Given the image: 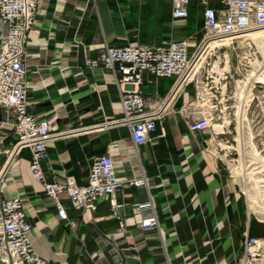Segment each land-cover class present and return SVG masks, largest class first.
<instances>
[{
	"label": "crops",
	"instance_id": "crops-1",
	"mask_svg": "<svg viewBox=\"0 0 264 264\" xmlns=\"http://www.w3.org/2000/svg\"><path fill=\"white\" fill-rule=\"evenodd\" d=\"M5 32L0 21V34ZM202 9L190 2L186 20L172 18L171 0H42L25 52L29 110L46 118L52 133L67 135L47 146L41 164L48 182L72 176L84 186L92 160L108 155L127 184L141 176L146 184L125 186L116 208L104 198L95 210H74L59 201L68 221L30 173L23 150L4 172L0 200L23 202L31 225L34 253L49 264H237L246 237L264 238V222L247 210L237 178L223 155L213 150L209 129L192 132L184 109L194 99L184 86L156 121L150 140L134 146L127 128L111 125L121 117L119 90L112 74L96 61L105 46L131 43L153 47L204 39ZM173 79L143 75L141 94L151 108L170 94ZM0 166L14 143L12 118L0 109ZM221 152L228 136L220 134ZM151 201L158 226L140 229L134 206ZM69 221L75 222L72 228ZM1 264V263H0Z\"/></svg>",
	"mask_w": 264,
	"mask_h": 264
},
{
	"label": "built area",
	"instance_id": "built-area-1",
	"mask_svg": "<svg viewBox=\"0 0 264 264\" xmlns=\"http://www.w3.org/2000/svg\"><path fill=\"white\" fill-rule=\"evenodd\" d=\"M41 1L0 0V21L5 29L0 34V109L10 113L15 139L11 148L4 152L6 159L3 166H0V186L5 168L23 150H28L32 178L42 185L45 195L54 202L59 219L68 221L67 213L59 201L60 195H64L76 211H94L95 203L100 198L108 200L116 208L115 195L121 188H140L145 186L146 180L141 176L124 184L117 176L113 160L108 155L92 160L84 186L76 184L72 176L51 182L46 180L41 164L49 159L47 146L67 134L52 133L50 122L29 110L25 50ZM192 1L171 0L172 18L186 20L188 6ZM195 1L202 9L205 36L197 47H193V51H190L192 45L186 39L153 47L137 43L123 48L105 46L98 60L88 61L87 64L91 68L101 65L111 72L119 90L121 105V117L111 125L127 128L134 146L150 140L156 131V121L164 116L179 91L191 84L195 92L194 99L182 110L184 116L191 120L189 130L198 132L210 129L212 114L219 111L224 125L222 134L229 137L223 142L222 155L231 172L234 160L229 157L233 152L239 157L237 149H241L243 156L253 153L259 157L264 151V145L263 150L256 151L253 143L261 134L253 136L246 127L251 123L264 125V101L261 102L258 95L260 90L264 91V83L252 78L262 67L260 73L264 74V66L257 63L259 59L264 60V38L250 37L264 32V0ZM225 41L228 43L225 44ZM213 42H218L219 46L209 49V44ZM220 50L223 53L218 55ZM229 52L236 53L238 59V66L233 70L229 67ZM197 64L199 68L194 72ZM221 64L222 68H219ZM144 74L173 79L170 94L155 108L148 106L147 99L140 91ZM1 126L0 122V129ZM255 170L257 168L252 171ZM262 172L264 170H260ZM239 184L241 186V182ZM240 193L247 210L264 222V217L251 211L248 205L264 202L263 192L260 196L256 195L258 191L253 194L240 187ZM134 209L140 229L149 230L158 226L151 201L137 204ZM69 224L72 228L76 226L75 222L69 221ZM31 233L23 202L18 198L0 200V263L49 264L34 253ZM237 264H264V238L246 237Z\"/></svg>",
	"mask_w": 264,
	"mask_h": 264
},
{
	"label": "rangeland",
	"instance_id": "rangeland-1",
	"mask_svg": "<svg viewBox=\"0 0 264 264\" xmlns=\"http://www.w3.org/2000/svg\"><path fill=\"white\" fill-rule=\"evenodd\" d=\"M221 53H223V50H220L217 52L218 55H220ZM229 54H230L229 67L231 70H233L238 66L237 65L238 59L235 57L236 53L233 54L229 52ZM263 54H264V51H263ZM257 63L260 64V66H264V60L259 59ZM219 68H222V64L219 66ZM258 95L260 97V101L263 102L264 101V91L260 90V92H258ZM223 126L224 125L221 122L220 112L219 111L214 112L212 114L211 128L209 130L215 137V141L212 147H213V150H216V152L218 153V157L222 156V152L220 150L221 149L220 147L221 146V141H220L221 135L220 134L222 133ZM232 127L233 126H231V129ZM246 127H247V130L250 131V133L253 136H255V134H258V133L261 134V137L260 138L256 137L253 143L256 147V151L263 150L262 145H264V125L262 124L254 125L251 123L249 124V126H246ZM233 136L235 137V134H233ZM251 149H252L251 152H253L254 149L252 147ZM237 151L239 152V157L237 156L235 152H233V154L229 157L230 159L234 160V162L231 163L232 166L230 168L233 176L237 178L239 182H241L240 187H242L243 190L245 189L249 190L253 194L256 191H258L256 195L259 194L260 196H262V192H263V196H264V188H258L259 186H264V172L258 173V174L256 173L260 170H264L263 168L264 159L262 158L264 151L261 153L259 157H257L256 154H253V153H248L249 156H243L241 149H237ZM250 154H252V156ZM253 168H257V170L252 171ZM255 189L257 190L255 191ZM248 205L251 211L256 212L257 214H259V216L264 217V202L262 203L260 202L257 204L248 203Z\"/></svg>",
	"mask_w": 264,
	"mask_h": 264
},
{
	"label": "bare ground",
	"instance_id": "bare-ground-1",
	"mask_svg": "<svg viewBox=\"0 0 264 264\" xmlns=\"http://www.w3.org/2000/svg\"><path fill=\"white\" fill-rule=\"evenodd\" d=\"M251 38L253 39H259V38H264V32H260V33H257V34H254V35H251L250 36ZM228 41H225V44H227ZM215 46H219V43L218 42H213V43H210L209 44V49H212L213 47ZM199 68V64L196 65L195 69H194V72L197 71V69ZM263 69V67L261 68V70ZM254 75H252V78L264 83V74L263 73H260V71ZM256 173H260V171L256 172Z\"/></svg>",
	"mask_w": 264,
	"mask_h": 264
}]
</instances>
